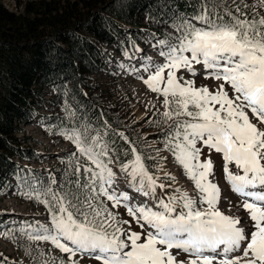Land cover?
I'll return each mask as SVG.
<instances>
[{
  "label": "snow or ice",
  "instance_id": "6c2138e0",
  "mask_svg": "<svg viewBox=\"0 0 264 264\" xmlns=\"http://www.w3.org/2000/svg\"><path fill=\"white\" fill-rule=\"evenodd\" d=\"M257 6L264 9V0L252 5L213 0L211 6L209 0H197L189 5L193 13L174 14L176 34L157 40L163 46L161 61L147 56L139 61V71L146 74L139 78L162 97L161 115L169 129L164 147L192 181L191 194L176 187L170 173L163 179L172 183L161 182L133 145L123 153L129 159L118 172L146 198L135 203L133 195L120 190L103 136L92 135L87 126L72 128L62 133L79 154H70L65 171L71 178L59 183L50 176L24 192L47 206L50 223L25 221L15 232L5 229L0 235L50 242L68 256L58 264H79L77 256L84 253L94 254L98 264H264V16ZM194 65H202L206 79L219 82L215 89L177 76L181 69L195 76ZM115 134L132 144L124 133ZM198 143L222 154L224 179L241 198L245 216L226 214L231 208L221 211L213 161L200 160ZM106 201L123 206L132 220L120 219ZM133 221L142 231L131 230ZM181 253L186 255L178 259Z\"/></svg>",
  "mask_w": 264,
  "mask_h": 264
},
{
  "label": "trees",
  "instance_id": "16d2710c",
  "mask_svg": "<svg viewBox=\"0 0 264 264\" xmlns=\"http://www.w3.org/2000/svg\"><path fill=\"white\" fill-rule=\"evenodd\" d=\"M212 2L209 0V6ZM196 3L197 0H27L24 12H16L0 1V195L24 173L14 157L29 158L35 152L22 146L18 133L23 123L34 119L37 107L49 92L52 101L62 108L45 114L53 133L65 137L62 133L85 126L92 135L105 130L121 162H127L129 157L123 153L134 145L151 167L152 159H148L151 157L139 132L121 124L123 116L117 115V109L105 98L100 99L105 91L97 93L98 86L88 83V79L110 61L113 53L106 51L111 46L139 35L142 29L135 26L140 17L147 19L149 32L155 28L163 33L159 29L169 25L175 29L174 36V14H191L195 8L189 5ZM122 22L134 26L129 28ZM120 132L132 144L115 134ZM70 154L79 155L78 150L57 154L61 166L50 176L59 183L71 178L65 171L72 159ZM79 159L84 162L83 156ZM40 175L39 183L32 188L50 177Z\"/></svg>",
  "mask_w": 264,
  "mask_h": 264
},
{
  "label": "rangeland",
  "instance_id": "374dc122",
  "mask_svg": "<svg viewBox=\"0 0 264 264\" xmlns=\"http://www.w3.org/2000/svg\"><path fill=\"white\" fill-rule=\"evenodd\" d=\"M0 1L10 10L24 12L25 2L27 0ZM247 1L248 0H246V2ZM252 1L256 3V0ZM257 11L260 12V15L264 16V9L257 6ZM138 20L140 22L135 27L142 29L139 35H133V37H131L133 40H127L123 44L118 42L116 45L111 46L112 48L106 51V54H109L111 51L113 53V55L110 56V61L101 71L93 72L88 79V83L98 86L96 89L97 93L105 91V96L100 97V99L102 100V98H105L106 101H111L117 106V115L124 116L121 121L122 125L133 126L132 129L139 132L140 137H148L145 141L149 142L151 135L154 136L156 134L155 132L161 131L162 128L165 129L167 125L163 122V117L160 116L164 110L160 103L162 98L157 97L156 94L149 93L151 90H149L139 78L140 76L146 75L142 71H139L141 68L139 61H143L147 56L160 62L162 58L158 56V51L159 48L163 46L159 45L157 48V40L168 38L170 33H175V29L166 25L159 29L163 33H160L155 28L149 32L151 26L147 23V19L145 17H140ZM122 23L124 26H129V28L134 26L133 23ZM133 45H135V47ZM194 67L197 71L195 76L183 69L177 73V76L183 77V79H194L197 87L207 86L210 90L215 89L219 82L206 79L203 74L202 65H194ZM138 72L139 74H137ZM225 88L229 91V95L231 96V90L227 85H225ZM61 109L62 108L57 103L52 101L51 93H46L43 103L37 107L34 119L31 122H26L21 125L22 131L18 133L19 142L22 146L33 148L35 152L32 154V157L29 158L14 157V161L21 164L24 173L17 179L18 182L13 179L12 184H8L9 187L0 195V212H2L0 214V231L12 229L15 232L25 221L45 224L50 223V215L45 205L38 203L34 199H29L24 195V192L30 191L33 185L39 183V179L41 178L40 173L49 177L56 172L61 166V161L57 153H63L70 148L72 149V147H69V143L74 146L73 143L60 134L56 132L53 133L45 122L47 120L45 114H51ZM249 116L251 118V113H249ZM135 123L138 124L135 125ZM153 129H156V131ZM99 132L103 133V131ZM157 144L158 142L154 139L151 140L149 145L155 146ZM197 147L201 148V161L206 157H211L215 172L214 182L218 183L220 186L221 193H227L228 199L224 201L221 198V211H226L234 206V208H237V210L241 212V217L245 216L246 213L239 208L241 198L232 193L224 179L222 154L208 149L207 147H203L199 143ZM156 155L158 158L163 157L164 164L170 169L171 164L167 161L166 156L162 154L160 149H157ZM161 163L162 161L159 159V167ZM110 166L117 172L120 167L118 164ZM230 167L234 173L239 172L235 167ZM121 174L122 173L118 172V176H123ZM157 174L160 176V174H162L161 170L157 171ZM160 177L163 178V176ZM10 181L11 180H9V182ZM180 181L177 175L176 185L185 189L189 187L186 183L188 181L184 178L182 182ZM118 183L124 185V177H120ZM229 200L231 201V206L227 203ZM106 203L109 209L118 214L120 219L132 220L125 210L120 207H114L111 202L106 201ZM231 211L226 212V214H231ZM130 227L133 231H142L134 221L130 224ZM29 251H31V255H29ZM0 253L3 256L0 260L4 259L6 262H13L14 264H43L44 260H48L49 264H52V260H55L58 264L59 259L68 260L67 254L55 249L50 242L28 241L23 234H17L12 239L0 235ZM173 254L176 255L175 250ZM184 256L185 254L181 253L177 258L181 259ZM77 258L79 259V264H98L92 253L78 254Z\"/></svg>",
  "mask_w": 264,
  "mask_h": 264
},
{
  "label": "bare ground",
  "instance_id": "6f19581e",
  "mask_svg": "<svg viewBox=\"0 0 264 264\" xmlns=\"http://www.w3.org/2000/svg\"><path fill=\"white\" fill-rule=\"evenodd\" d=\"M110 149V148H109ZM158 149H160L161 151H162V154L163 155H165L166 156V159H167V161L171 164V167H170V169L166 166V164H164V158L162 157V158H159L161 161H162V163H161V165H160V168L162 169L161 170V172H162V174H160V176H163L164 177V173L165 172H167V173H170L171 175H173V176H175V177H177V175L179 176V178H180V182H182L183 181V178L186 180V181H188V182H186L187 184H188V186L189 187H187L186 189L185 188H183L184 190H187L190 194L193 192V184H192V181L185 175V173H184V171L181 169V167L176 163V161H175V158H174V156L172 155V153L171 152H169L164 146L163 147H160V148H158ZM111 151V150H110ZM112 152V151H111ZM114 161V164H118L119 165V163H118V161H116V160H113ZM159 163V162H158ZM166 163V162H165ZM121 175H123V176H118V179H120V177H124V174L122 173ZM154 175L155 176H159L158 174H157V171H155V173H154ZM159 176V177H160ZM160 179H161V182H163V183H165L166 185L167 184H169V183H172L171 181H166V180H164L162 177H160ZM175 186L176 187H179L178 185H176L175 184ZM120 190L121 191H128L129 192V194L130 195H133V197H134V202L135 203H137V204H139V203H142L146 198H144V197H142L140 194H138V193H135L134 192V190L133 189H130L128 186H127V183L125 182L124 183V185H120ZM160 191L161 190H157V193L158 194H160ZM166 193H168V194H171V192H170V190L169 189H165L164 190ZM227 197V193H225V195H224V201L226 200V199H228V197ZM148 203H151V201H148ZM232 209V211H231V214H236V215H241V212L239 211V210H237V208H234V206L231 208Z\"/></svg>",
  "mask_w": 264,
  "mask_h": 264
}]
</instances>
